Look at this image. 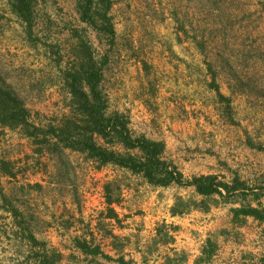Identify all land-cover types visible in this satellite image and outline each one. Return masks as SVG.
I'll use <instances>...</instances> for the list:
<instances>
[{"label":"rangeland","instance_id":"1","mask_svg":"<svg viewBox=\"0 0 264 264\" xmlns=\"http://www.w3.org/2000/svg\"><path fill=\"white\" fill-rule=\"evenodd\" d=\"M110 2L113 38L81 22L78 0H36L31 35L0 0V85L32 124L59 127L72 110L64 76L87 42L107 113L161 144L181 183L152 185L0 126V264H259L264 0ZM210 175L220 194L187 185ZM77 241L103 254L85 256Z\"/></svg>","mask_w":264,"mask_h":264},{"label":"trees","instance_id":"2","mask_svg":"<svg viewBox=\"0 0 264 264\" xmlns=\"http://www.w3.org/2000/svg\"><path fill=\"white\" fill-rule=\"evenodd\" d=\"M13 14L23 23L30 35L34 29L36 0H4ZM110 0H78L77 9L82 23L93 27L99 34L114 36V29L108 12ZM102 69L94 58L92 48L83 40L79 41L74 68L66 72L64 82L72 101L71 115L63 119L59 127L48 126L46 130L32 124L31 113L23 101L7 87L0 85V126L11 130L19 129L26 137L42 136L45 143L55 138V147L86 154L99 166H118L148 183L166 187L181 183V175L175 167L162 159L163 146L144 138L134 139L127 128V121L117 113L108 114L100 84ZM102 141V144L98 143ZM121 146L126 153L111 150L106 146ZM137 151V154L130 153ZM200 195L220 194L226 185L218 182L216 176H200L187 183ZM113 201L108 200L111 205ZM243 214L256 216L254 210ZM113 213V211H112ZM29 240L36 243L30 234ZM76 247L85 256H97L99 247H92L86 241H77ZM120 264H128L120 259ZM264 264V255L259 261Z\"/></svg>","mask_w":264,"mask_h":264}]
</instances>
